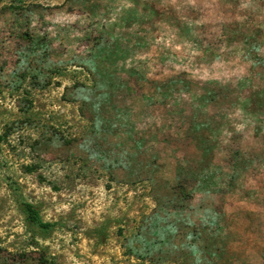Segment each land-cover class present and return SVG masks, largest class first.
Segmentation results:
<instances>
[{
  "label": "rangeland",
  "instance_id": "1",
  "mask_svg": "<svg viewBox=\"0 0 264 264\" xmlns=\"http://www.w3.org/2000/svg\"><path fill=\"white\" fill-rule=\"evenodd\" d=\"M0 264H264V0H0Z\"/></svg>",
  "mask_w": 264,
  "mask_h": 264
},
{
  "label": "trees",
  "instance_id": "2",
  "mask_svg": "<svg viewBox=\"0 0 264 264\" xmlns=\"http://www.w3.org/2000/svg\"><path fill=\"white\" fill-rule=\"evenodd\" d=\"M25 210H26V213L28 215V218L29 220L32 222V223H36L38 224L39 226L43 227V228H47V227H50V225L48 224H43L40 219L38 218L37 214L34 212L33 208L31 205H26L25 206Z\"/></svg>",
  "mask_w": 264,
  "mask_h": 264
}]
</instances>
